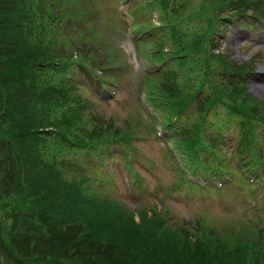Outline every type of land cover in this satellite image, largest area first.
<instances>
[{
  "label": "rangeland",
  "instance_id": "1",
  "mask_svg": "<svg viewBox=\"0 0 264 264\" xmlns=\"http://www.w3.org/2000/svg\"><path fill=\"white\" fill-rule=\"evenodd\" d=\"M116 4V0H46L42 6L46 13L64 19L56 38L67 43L54 49L57 56L89 62L99 67L98 73L106 66L107 72L94 78L91 70L75 69L78 80L68 77L67 86L81 87L74 86L71 97L55 100L65 102L53 113L60 117L69 105L76 109L68 115L74 114L78 121L59 128L61 135L55 138L34 135L47 159L49 151L65 145L59 153L64 162L59 186L62 190L72 183L79 186V193L72 194L76 208L72 211L86 224L85 216L90 218L93 212L108 226L120 218L116 226L121 228L128 227L124 221L130 226L145 224L187 234L195 241L205 232L229 245L247 239L250 248L254 242L253 248L264 249V0H179L177 14L172 15L179 24L176 44L171 34L154 42L160 32L136 44L149 33L135 32L137 28L132 33L134 20L140 26L151 25L126 4L118 5L125 23L117 22ZM150 15L148 10L144 20ZM184 25L195 32L185 37L183 31L189 28ZM71 37L78 45L70 42ZM159 42L163 47H157ZM184 42L193 43L198 52H188L191 46ZM77 48L84 51L77 53ZM185 50L190 54L179 55L173 65V57ZM162 58L167 61L156 62ZM244 68L254 75L242 77L237 71L230 76L232 70ZM166 69L174 77L170 81L163 75ZM150 71L157 76L148 77ZM63 77L60 72L55 78ZM230 79L247 83L249 90L240 93L247 98L239 100L248 108L233 106L230 91L222 92L230 88ZM60 94L56 89L52 97L59 99ZM177 103L181 105L175 107ZM182 105L191 106L185 116ZM69 139H74V146ZM114 141L121 147L114 148ZM37 150L39 159L42 152ZM7 154H11L7 148L0 150L4 264H34L47 250L48 264H122L113 257L121 250L114 246L116 238L105 247L100 246L103 239L97 244L85 240V225L78 221L73 220L78 225L57 221L44 235L32 234L33 223L24 226L26 203L13 206L8 201L20 200L22 189L12 178L5 181L11 169ZM78 197L93 205L82 207ZM129 263L132 260L123 264Z\"/></svg>",
  "mask_w": 264,
  "mask_h": 264
},
{
  "label": "trees",
  "instance_id": "2",
  "mask_svg": "<svg viewBox=\"0 0 264 264\" xmlns=\"http://www.w3.org/2000/svg\"><path fill=\"white\" fill-rule=\"evenodd\" d=\"M34 3L35 0H30L25 8L24 0H0V150L5 147L11 152L10 155L7 154L11 166V172L7 175L18 184L23 181L20 200L14 197L11 204L17 206L20 201L26 203L24 224L28 226L30 222L33 223V230H29V227L27 229L34 234L44 235L46 230L58 225L57 221L66 225L70 224L69 221H78L85 225V240L88 237L97 244L103 239L104 243L100 246L105 247L110 245L112 238H116L118 241L114 246L121 250L113 257L122 264L130 260L132 263L129 264H264V249L253 248L256 245L254 242L250 248L247 239H242L239 244L235 242L229 245L220 241L218 235L204 232L203 238H198L196 242L187 234L146 227L145 224L130 226V222L124 221L128 227H117V223L121 222L120 218H116L115 226H108L93 212L89 215L90 218L85 216L86 224L81 216L72 211L76 210L72 206V194L75 191L79 193V186L72 183L67 190L60 188L62 172L56 169L55 153L49 159L36 157L41 144L34 135L44 134L40 130L48 127L68 126L73 119L68 115L67 108L60 117L54 115L53 111L64 106V101H55L54 97L46 94L47 100L42 94L51 87L37 82L39 73L33 67H42L49 62L41 61L40 58L53 59L56 55L44 47L42 36L50 31L39 23L38 19L41 14L44 16V11L35 8ZM171 32L172 38L177 40L180 34L176 27H172ZM186 50L178 55L188 56ZM229 87L222 92L230 91L233 106L248 108L249 104L239 100L247 98H241L240 94H245L247 87L232 79ZM192 144H198V141L193 140ZM61 149L59 147L58 151ZM76 199L79 205L87 209L93 205L89 200L90 203L81 200L84 198ZM49 207L52 209L51 213L46 212ZM75 221L73 224H76ZM0 237H3L1 232ZM3 241L0 240V264H4L1 256ZM80 255L78 252L74 259ZM49 256L48 250L42 252L41 258L34 264H48L46 259Z\"/></svg>",
  "mask_w": 264,
  "mask_h": 264
}]
</instances>
